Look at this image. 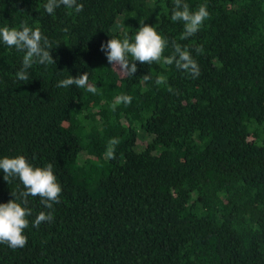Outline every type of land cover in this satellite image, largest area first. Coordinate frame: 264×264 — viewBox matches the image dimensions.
Instances as JSON below:
<instances>
[{"label": "trees", "instance_id": "1", "mask_svg": "<svg viewBox=\"0 0 264 264\" xmlns=\"http://www.w3.org/2000/svg\"><path fill=\"white\" fill-rule=\"evenodd\" d=\"M184 2L210 13L188 39L175 0H78L82 12L51 15L47 0H0V28H39L56 61L19 81L25 53L0 40V159L52 163L62 188L53 209L22 205L27 244L0 243V264H264V0ZM141 21L169 41L165 57L172 41L189 50L199 77L163 60L137 61L132 77L112 68L101 44L134 42ZM84 72L95 94L57 87ZM122 93L132 103L113 110ZM24 190L0 169V203ZM42 211L54 221L33 227Z\"/></svg>", "mask_w": 264, "mask_h": 264}, {"label": "clouds", "instance_id": "2", "mask_svg": "<svg viewBox=\"0 0 264 264\" xmlns=\"http://www.w3.org/2000/svg\"><path fill=\"white\" fill-rule=\"evenodd\" d=\"M64 6L74 9L76 13L83 11V4L78 0H47L44 9L48 14H53L55 9ZM210 18L207 5H201L197 10L191 11L189 5L184 0H175L171 19L183 23V33L181 39L193 37L202 28L204 21ZM141 27L135 35L134 42H130L128 34L125 33L123 40L112 38L106 44H101V51H104L109 64L116 68L122 75L132 77L137 72L136 62L152 65L163 60L166 65H173L178 70L190 73L193 78L200 75V67L193 58L189 50L182 48L175 41L171 42L174 53L171 56H164L165 48L169 46V41L158 34L157 30L140 22ZM0 40L9 48L23 51L25 55L22 59V68L16 73L19 81L29 79L28 69L34 63L42 65L55 64L56 61L50 54L51 43L43 36L39 28H31L25 22L20 30L7 26L0 28ZM196 52L202 54V46L197 47ZM145 82L152 79L151 74L142 77ZM167 77L159 75L155 79L156 85H167ZM75 85L78 88H85L88 92L95 94L97 87L89 84L88 73L84 72L77 77L69 76L58 82L57 87L68 88ZM171 91V89H169ZM132 97L127 94H120L115 97L112 109L116 105H130ZM120 143L119 139L111 138L108 141L105 158L116 159L115 149ZM0 169L4 172V180L9 184L12 179L19 178L24 186V191L18 194L12 192L14 199L7 203H0V243L7 244L12 249L23 248L27 244V237L24 230L29 227V219L32 210L27 205L28 198L39 196L41 203L47 209H53L55 203L60 202L62 188L54 175L53 164L46 167L32 166L24 156L15 158L4 157L0 159ZM54 221L51 211L40 212L32 221V226L38 228L42 223Z\"/></svg>", "mask_w": 264, "mask_h": 264}, {"label": "rangeland", "instance_id": "3", "mask_svg": "<svg viewBox=\"0 0 264 264\" xmlns=\"http://www.w3.org/2000/svg\"><path fill=\"white\" fill-rule=\"evenodd\" d=\"M141 142H143V143H144V142H146V139H144V140H141Z\"/></svg>", "mask_w": 264, "mask_h": 264}]
</instances>
